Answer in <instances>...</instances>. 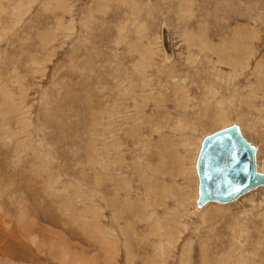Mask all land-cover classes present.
I'll return each mask as SVG.
<instances>
[{"label": "rangeland", "instance_id": "1", "mask_svg": "<svg viewBox=\"0 0 264 264\" xmlns=\"http://www.w3.org/2000/svg\"><path fill=\"white\" fill-rule=\"evenodd\" d=\"M233 122L261 166L264 0H0V264H264V188L196 208Z\"/></svg>", "mask_w": 264, "mask_h": 264}, {"label": "water", "instance_id": "2", "mask_svg": "<svg viewBox=\"0 0 264 264\" xmlns=\"http://www.w3.org/2000/svg\"><path fill=\"white\" fill-rule=\"evenodd\" d=\"M162 37L164 48L169 51L170 35L166 29L162 30ZM256 155L257 147L246 139L236 122L204 135L195 159L196 206L233 202L264 186V162L262 171H258Z\"/></svg>", "mask_w": 264, "mask_h": 264}, {"label": "bare ground", "instance_id": "3", "mask_svg": "<svg viewBox=\"0 0 264 264\" xmlns=\"http://www.w3.org/2000/svg\"><path fill=\"white\" fill-rule=\"evenodd\" d=\"M163 29H166L167 31H168V33H169V35H170V46H171V48H170V50L169 51H167L165 48H164V44H163V37H162V47H163V50H164V53H165V62H170L171 61V59H172V57H173V54H174V47L172 46V44H173V40H172V36H171V33H170V31H169V29L167 28V25H163V27H162ZM162 29V30H163ZM180 80H178V82H179ZM241 128V127H240ZM259 149L257 148V155H256V165H257V169H258V171H262V164H263V162L264 161H262V163H261V166H259ZM195 173H196V171H195ZM197 176V175H196ZM198 180V179H197ZM261 188H264V186H260V187H257L255 190H251V191H249L248 193H246V194H244V195H242L241 197H239L238 199H236V200H234L233 202H229V203H225V204H223V203H217V202H209V203H206L204 206H202L201 208H199V207H197L196 206V208H197V210L198 211H200V210H202L203 208H205L206 206H208V205H220V206H227V205H231V204H234V203H236L237 201H239V199H241L242 197H244V196H246V195H248V194H250V193H254V192H256L257 190H259V189H261ZM219 211V210H218ZM210 214V213H209ZM33 224V223H32ZM31 224V225H32ZM1 239V238H0ZM15 239V238H14ZM20 241V240H19ZM2 242V241H1ZM13 242V241H12ZM3 243V242H2ZM243 243V242H242ZM5 247V246H4ZM12 251V250H11ZM10 258H12V257H10ZM11 264H17V262H12L11 261Z\"/></svg>", "mask_w": 264, "mask_h": 264}]
</instances>
